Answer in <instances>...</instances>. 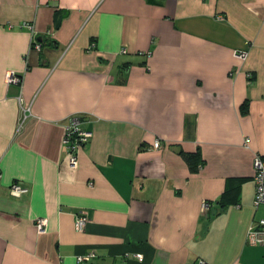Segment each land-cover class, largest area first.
<instances>
[{
    "label": "crops",
    "instance_id": "1",
    "mask_svg": "<svg viewBox=\"0 0 264 264\" xmlns=\"http://www.w3.org/2000/svg\"><path fill=\"white\" fill-rule=\"evenodd\" d=\"M258 155L264 0H0V264H264L246 243Z\"/></svg>",
    "mask_w": 264,
    "mask_h": 264
},
{
    "label": "built area",
    "instance_id": "2",
    "mask_svg": "<svg viewBox=\"0 0 264 264\" xmlns=\"http://www.w3.org/2000/svg\"><path fill=\"white\" fill-rule=\"evenodd\" d=\"M34 47L40 49L41 44L38 40L34 39ZM236 54L239 58L245 60L248 53L243 51H236ZM22 76L18 73L10 72L7 75V83L16 84L21 83ZM82 117L75 115L71 117L69 123L66 126V133L64 137V144L66 145L68 160L72 167H78L79 153L81 148L85 146L88 141L92 138V132L90 130H85L81 126ZM246 143H249V140H246ZM156 149L161 147V141L157 140L154 143ZM255 166V189L256 194L254 197V204L256 207L264 205V156H256L254 160ZM11 194L16 197H21L29 192V188L26 187L21 181L13 182L11 184ZM208 203L203 204V211H206ZM75 227L77 231H85L88 223L90 222L89 212L87 210H79L75 217ZM49 220L47 218H39L36 220V228L40 234H46L47 225ZM246 243L248 245L254 246H263L264 247V218L254 221L253 225L249 228L247 232ZM96 257V253L81 254L77 257L79 264H90L93 259ZM138 259L143 260V254L139 253L137 255ZM198 264H206V261L199 260Z\"/></svg>",
    "mask_w": 264,
    "mask_h": 264
},
{
    "label": "trees",
    "instance_id": "3",
    "mask_svg": "<svg viewBox=\"0 0 264 264\" xmlns=\"http://www.w3.org/2000/svg\"><path fill=\"white\" fill-rule=\"evenodd\" d=\"M62 18L63 16L58 13L56 14V17H55V23H56V27H60L61 25V21H62ZM40 42V41H39ZM40 44H42V42H40ZM243 109L245 111H248L247 109V104L243 106ZM180 155L183 156V158L186 159L187 163L189 164V168L193 171V170H196V167L198 165V161L200 159L199 155L200 153L199 152H192V153H188L186 151H184L183 149L180 151Z\"/></svg>",
    "mask_w": 264,
    "mask_h": 264
}]
</instances>
